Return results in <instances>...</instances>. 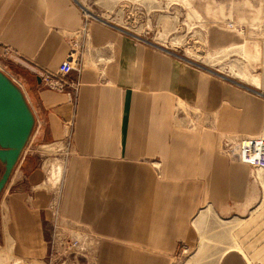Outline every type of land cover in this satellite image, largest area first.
Here are the masks:
<instances>
[{
  "label": "crops",
  "instance_id": "0c3cea01",
  "mask_svg": "<svg viewBox=\"0 0 264 264\" xmlns=\"http://www.w3.org/2000/svg\"><path fill=\"white\" fill-rule=\"evenodd\" d=\"M82 23L76 0H0V61L40 124L5 195L18 246L46 250L51 197L39 187L40 147L68 136L61 212L99 235V264H171L182 243L205 238L206 217L210 227L220 220L233 229L216 264H264V199L257 201L250 165L218 150L224 135L260 131L263 93L234 80L225 85L217 73L187 67L104 21L89 27L91 52L75 48L71 37ZM41 67L79 79L75 103L43 87ZM179 101L201 112L203 126L187 130L177 121ZM256 175L264 187V173ZM220 229L209 239H219Z\"/></svg>",
  "mask_w": 264,
  "mask_h": 264
},
{
  "label": "rangeland",
  "instance_id": "374dc122",
  "mask_svg": "<svg viewBox=\"0 0 264 264\" xmlns=\"http://www.w3.org/2000/svg\"><path fill=\"white\" fill-rule=\"evenodd\" d=\"M76 1L81 6L83 23L77 36L71 37L73 47H81L91 52L93 46L90 42L89 27L93 21H104L126 32L136 43L150 45L187 67L206 75L217 73L225 85L231 83V80L238 81L264 95V0ZM7 68L11 70L0 61V69L10 76ZM45 70L59 73L62 82L56 86L41 82L43 87L63 93L67 100L75 103L80 87L79 79L68 77L64 69L53 71L41 67L42 74ZM10 78L23 89L19 81L12 76ZM102 79L105 80V77ZM177 106V121L183 120L187 130L203 126L200 111L192 110L193 108L183 101H179ZM33 112L35 126L31 139L40 125L34 110ZM206 123L209 124V121ZM66 124L71 128L73 121ZM263 128L264 124L260 131L254 134L224 135L218 147L219 152L227 155L230 160L236 159L250 165L251 180L260 190L257 201L264 199L263 183L256 175L258 168L264 170V157L255 153L253 157L234 158L226 150L225 141H233L236 145L237 139H255ZM49 145L40 147V166L44 177L39 187L48 191L51 197L43 214L42 227L46 250L42 254H30L19 247L14 233L9 230L11 223L7 222L5 213V195L8 191V180L14 169L4 181L5 168L0 162V264H99V235L85 224L61 212L66 167L68 157L73 151L70 138L66 136L54 145ZM28 201L31 206L33 199ZM204 212L208 211H201L198 215ZM203 220L207 221L202 223L200 233L205 239L200 241L199 238L195 245L190 246L182 243L171 264H216L225 244L232 245L231 227H226V224L219 227L220 220H217V223L214 220L215 224L210 227L211 225L207 224L209 217ZM216 228H221L217 232L221 237L217 240L209 239V234L216 236L213 232ZM201 247L203 249H200ZM197 252L201 255L198 256Z\"/></svg>",
  "mask_w": 264,
  "mask_h": 264
},
{
  "label": "water",
  "instance_id": "95a60500",
  "mask_svg": "<svg viewBox=\"0 0 264 264\" xmlns=\"http://www.w3.org/2000/svg\"><path fill=\"white\" fill-rule=\"evenodd\" d=\"M34 126L35 114L25 92L0 69V162L5 168L4 181L23 155Z\"/></svg>",
  "mask_w": 264,
  "mask_h": 264
},
{
  "label": "built area",
  "instance_id": "2783aa9c",
  "mask_svg": "<svg viewBox=\"0 0 264 264\" xmlns=\"http://www.w3.org/2000/svg\"><path fill=\"white\" fill-rule=\"evenodd\" d=\"M41 82L49 86H56L58 83L62 82V77L59 73L45 70L41 76ZM246 140L247 141L237 139L236 143L238 144L236 145L233 144V141L226 140L225 147L229 155L234 158L240 157V159H243L248 156L253 157V155L257 153V156L262 155L264 157V128L258 137Z\"/></svg>",
  "mask_w": 264,
  "mask_h": 264
},
{
  "label": "bare ground",
  "instance_id": "6f19581e",
  "mask_svg": "<svg viewBox=\"0 0 264 264\" xmlns=\"http://www.w3.org/2000/svg\"><path fill=\"white\" fill-rule=\"evenodd\" d=\"M50 146V145H49ZM259 172H261L262 174L264 173V170H263V168H259ZM49 179V178H48ZM205 239V238H204ZM203 241V240H202ZM7 245H10L9 243H7ZM11 246V245H10ZM198 256H199V254H198Z\"/></svg>",
  "mask_w": 264,
  "mask_h": 264
}]
</instances>
